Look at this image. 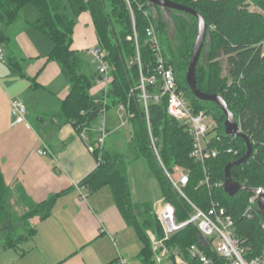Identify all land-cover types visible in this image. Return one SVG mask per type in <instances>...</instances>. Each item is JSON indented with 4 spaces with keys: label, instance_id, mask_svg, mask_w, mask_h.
I'll return each mask as SVG.
<instances>
[{
    "label": "trees",
    "instance_id": "16d2710c",
    "mask_svg": "<svg viewBox=\"0 0 264 264\" xmlns=\"http://www.w3.org/2000/svg\"><path fill=\"white\" fill-rule=\"evenodd\" d=\"M195 10L206 22L211 36L206 53L207 65L198 63L196 80L198 88L206 94L221 95L229 110L240 123L242 133L253 146L251 158L244 164L233 167V179L246 189L264 190V16L249 12L241 0H168ZM139 4L143 5L142 9ZM32 5L39 17L32 27L53 43L49 59L56 62L69 85V93L56 114L63 123L73 124L79 131L93 129L99 121L102 105L95 101H107V109H118L123 105L133 114L129 126L132 130V148L127 153L97 149L99 166L81 185L91 192L104 187L112 191L115 204L126 221L140 239L143 249L140 257L143 264H153V246L147 232L158 239L164 237L152 203L137 204L133 201L128 176L129 165L141 159L157 180L163 198L174 206L177 221L184 222L189 217L190 207L172 188L160 161L150 148L149 124L155 139L160 160L170 171L179 165L190 173V183L186 195L199 208L207 210L211 201H217L232 216L246 259L261 255L264 246L263 217L254 209V217L248 219L244 212L254 192L240 191L234 197L224 188L217 186L225 182V168L241 159L247 152L245 142L225 135V116L214 103L199 101L188 87L186 74L192 57L198 33V21L185 14L172 15L175 31L170 33L160 8L154 15L147 0L132 2L133 15L126 0H0V45L6 47L11 42L9 28L19 22L27 6ZM257 5L264 11V0ZM149 11L147 17L145 12ZM89 12L97 31L99 46L107 52V62L111 67L112 81L107 93L92 95L91 90L100 80L98 70L84 53L72 49L73 37L78 18ZM155 25L164 57L175 72L180 91L188 99L195 112L204 111L212 115L218 123L214 147L220 150L218 158L210 161V185L201 186L205 179L203 168L191 158L193 140L185 129L167 113V100L155 103V96L161 93L160 82L146 85L147 112L140 89L141 79L156 75V60L147 35L150 23ZM129 38H132L129 40ZM140 58V61L137 58ZM227 58L229 73L222 77L220 61ZM11 69L19 76L26 77L22 65L9 59ZM106 96V98H105ZM149 116V123L147 120ZM228 150H232L229 154ZM18 193L19 202L14 200V192L5 183L0 169V251L20 245L34 237L35 230L30 220L39 217L47 219L62 195L34 203L24 193ZM25 205L26 211L18 216L15 205ZM25 230L17 236V229ZM199 241L198 230L190 225L173 235L166 242L169 250L178 248L186 256L188 249ZM209 251V250H208ZM206 251L222 264L211 252ZM191 264H202L196 259Z\"/></svg>",
    "mask_w": 264,
    "mask_h": 264
},
{
    "label": "crops",
    "instance_id": "0c3cea01",
    "mask_svg": "<svg viewBox=\"0 0 264 264\" xmlns=\"http://www.w3.org/2000/svg\"><path fill=\"white\" fill-rule=\"evenodd\" d=\"M38 17L37 10L27 6L23 18L9 28L10 44L0 45L5 56L0 61V169L5 183L15 193V201L19 202L17 192L34 203L62 195L49 218L30 220L35 230L31 240L0 251V264H116L120 256L127 264H143V245L120 214L111 189L91 192L81 185L99 166V157L91 150L97 142L98 127L79 131L56 115L69 93V85L60 66L49 59L52 41L32 27ZM97 46L93 18L85 12L78 18L72 49L84 53L97 70L88 54ZM9 59L22 65L26 77L11 69ZM103 91L104 86L97 81L91 94ZM15 99L26 105V120L32 128L12 124L11 101ZM115 110L116 115L106 116L109 136L105 149L108 139L118 130L117 120L121 128L129 125L126 115L119 108ZM45 147L49 154L41 156L38 151ZM129 181L133 198L138 191H134L130 177ZM137 199H133L137 204L151 203ZM170 251L178 252L189 263L192 260L178 248ZM162 264H174L173 256Z\"/></svg>",
    "mask_w": 264,
    "mask_h": 264
},
{
    "label": "built area",
    "instance_id": "2783aa9c",
    "mask_svg": "<svg viewBox=\"0 0 264 264\" xmlns=\"http://www.w3.org/2000/svg\"><path fill=\"white\" fill-rule=\"evenodd\" d=\"M257 1L258 0H241L243 6L247 10L264 16V11L257 5ZM126 2L133 15L131 3L138 2V0H126ZM139 6L142 9L143 5L139 4ZM145 15L149 17L150 12L146 11ZM147 35L156 60V75H153L150 78L142 77L141 79L140 89L143 92L142 98L145 102L146 112L148 108L146 85H156L160 82L161 93L155 96L154 101L155 103H159L162 99L167 100V113L169 117L180 124L193 140L191 158L195 163L202 166L205 175V179L200 185L211 187L209 163L220 155V150L213 145L215 138L218 142H221V138L217 137L216 131L218 129V123L212 115L204 111L195 112L183 92L180 91L174 69L171 65H168L164 57L163 47L160 43L155 25L152 22L148 28ZM131 39L132 38H129V40ZM261 45L264 48V43ZM88 54L91 56L93 64L97 66V70L101 75L98 83L104 86V91L107 93L112 81L110 75L111 67L106 60L108 54L100 46L89 49ZM4 60V52L0 49V61ZM137 60L140 61L139 56ZM95 103L97 105H102V108L99 115V127L97 130L98 138L95 146L91 147L92 151L103 149L109 136L106 118L108 112L107 101L106 99L104 101L97 99ZM11 108L12 116L14 118L13 125L26 124L28 128H32L26 120V105L21 100H12ZM119 111L123 115H126V122L129 124L130 119L133 118V114L127 112V109L123 105L119 106ZM147 120L149 123L148 115ZM149 133L151 146L158 155L157 145L152 135L150 124ZM234 137L236 138V136ZM83 138H85V136H83ZM38 152L41 156H47L49 154L47 147L40 149ZM228 153L231 154L232 150H228ZM160 163L173 190L189 205L190 212L186 221L178 222L176 209L172 204L164 203L156 211L158 220L163 229L164 237L158 239L154 234L149 232L155 255V264H162L164 259L168 257L170 258L171 255L173 256L174 264H190L178 252L170 254L171 251L165 245L173 235L190 225L194 226L199 232L198 243L188 249L191 259H196L202 264H218L215 259L207 255L206 251L209 250L208 252H211L216 258H218L222 264H264V246L260 256L251 260L246 259L245 256L247 251L243 247V243L238 236L235 221L220 203L212 200L210 207L207 210H203L188 198L185 191L190 183V173L187 169L176 166L173 170L169 171L165 168L161 160ZM217 186L219 188H224L225 182H220ZM260 194L261 190H256L249 200L248 207L244 212V216L248 219L254 217V209L258 206ZM262 226L264 228V221ZM202 238L205 239V242L202 241ZM116 264H127V261L120 256Z\"/></svg>",
    "mask_w": 264,
    "mask_h": 264
},
{
    "label": "water",
    "instance_id": "95a60500",
    "mask_svg": "<svg viewBox=\"0 0 264 264\" xmlns=\"http://www.w3.org/2000/svg\"><path fill=\"white\" fill-rule=\"evenodd\" d=\"M147 1L149 8L154 15L157 12V7L160 8L163 14L164 21L166 22L170 33H173L175 31V24L172 19V15L182 13L185 15H190L198 21V33H197V38L195 41L192 57L189 63L188 71L186 74V81L188 87L192 90L197 100L214 103L220 108V110L225 116V122H224L225 135L227 137L236 136L242 139L247 147V152L241 159L228 164L225 168V186H224L225 192L231 197H234L242 190H245L250 193L254 192L253 189H246L242 184L236 182L233 179L231 173L233 167L240 166L246 163L251 158L253 154V146L249 138L244 133H242L240 128V123L237 121L235 115L229 110L225 99L219 94L209 95L203 93L197 86V80H196L197 66L202 56L203 50L208 51L211 41V36L209 34V29L206 22L199 13L188 7L176 3H172L168 0H147ZM260 190H261V194L258 199V211L264 219V190L262 189ZM202 241L205 242V239L202 238Z\"/></svg>",
    "mask_w": 264,
    "mask_h": 264
},
{
    "label": "rangeland",
    "instance_id": "374dc122",
    "mask_svg": "<svg viewBox=\"0 0 264 264\" xmlns=\"http://www.w3.org/2000/svg\"><path fill=\"white\" fill-rule=\"evenodd\" d=\"M206 55H207L206 53H204V52L202 53V56H201L200 61H199L200 65H203V66L207 65ZM220 61L222 62V67H223L222 77H227L228 73H229V66H228L227 58L224 56L221 58ZM93 69H95V68L93 67ZM107 115L110 116V118H111V115H116V110L114 108H110L107 112ZM112 117H114V116H112ZM120 124H121L120 120H117V125L119 126L118 130L116 132L114 131L113 134L111 135V137L108 139L107 144H106V149H108V150L113 149L115 152L127 153L132 148V143H133V142H131L132 141V139H131L132 138V130H131V127L129 125H127L124 128H121ZM94 127H96V128L99 127V121L95 122ZM149 138H150V133H149ZM150 148H151L152 152L156 155L157 159L159 160V158H160L159 151H158V155H157L155 150H153V148L151 146V140H150ZM157 150H158V148H157ZM176 166H179V165H176ZM176 166H174V167H176ZM174 167H173V169H174ZM180 167H182V166H180ZM182 168H184V167H182ZM162 169H163V167H162ZM163 171H164V169H163ZM128 175H129L130 180L133 184L134 191H138V195L136 193H134V196H133V199L135 202H137V200H138L137 198H139L140 200L149 201L153 204V209L155 211H157L159 209V207L162 206L164 203H169L165 200V198H163L159 184L157 183L155 178L148 171L147 162L144 159L132 162L128 168ZM12 202L14 204L15 199ZM157 202H159V203H157ZM14 207H15V212L17 213L18 216L23 215L26 211L25 205H23V204H18V205H15ZM149 232H147L148 235H149ZM15 233L18 236L20 234H24L25 230H24V228L23 229L20 228V229H17L15 231ZM149 238H150V235H149ZM150 241H151V239H150ZM23 247H24V244H23Z\"/></svg>",
    "mask_w": 264,
    "mask_h": 264
}]
</instances>
